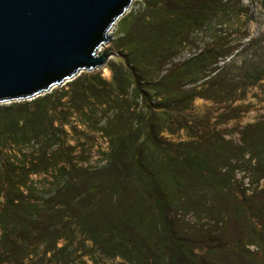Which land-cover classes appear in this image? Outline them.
<instances>
[{"label":"trees","instance_id":"trees-1","mask_svg":"<svg viewBox=\"0 0 264 264\" xmlns=\"http://www.w3.org/2000/svg\"><path fill=\"white\" fill-rule=\"evenodd\" d=\"M258 2L264 15V0ZM241 15L243 21L251 18L240 0H143L130 29L134 48L128 54L120 50V65L108 67L114 84L131 90L123 103L126 112L109 135L104 163L80 170L61 150L58 133L60 149L51 156L54 171L45 188L27 183L25 162L21 167L0 153V264H38L47 253L46 264H77L71 249L85 241L97 254L127 264L225 263L215 262V255L238 264L240 252L251 264H264V201L253 208L250 201L264 192V166L256 161L264 153V116L243 128L240 143L214 138L207 145H171L161 138L195 98L225 102L219 117L228 116L234 100L229 94L264 78L259 47L264 33L238 51L243 62L235 64L238 39L232 42L230 32ZM129 16L118 28L130 24ZM199 32L209 40L179 60ZM58 91L63 90L0 106V147L37 138L60 106ZM45 165L34 170H46ZM239 170L242 177L236 179ZM252 170L254 178L243 181ZM190 213L199 234L218 239L212 246L200 247L203 240L185 233ZM234 222L238 233L227 235ZM61 239L65 243L56 247ZM251 245L255 250H248Z\"/></svg>","mask_w":264,"mask_h":264},{"label":"rangeland","instance_id":"rangeland-1","mask_svg":"<svg viewBox=\"0 0 264 264\" xmlns=\"http://www.w3.org/2000/svg\"><path fill=\"white\" fill-rule=\"evenodd\" d=\"M240 2L247 9V14L251 18L248 21H243V15H241L240 20L232 24L230 32L231 41L233 38L238 39L234 42L232 41L235 45H238L234 53L242 49L250 39L258 38L264 33V15L262 14L258 0H240ZM142 7L143 0L130 2V9L126 10L119 18L120 20L122 17L130 14L127 17L130 20V24L120 25V28H118L120 21H115L111 26L110 33H116V38H111L108 42L102 43L97 48L98 54H101L106 49H110L111 51L122 49L127 50L123 54L130 53V50L134 48V45L129 43L130 29H134V11H138ZM195 37L196 43L184 49L182 55L178 58L179 60L191 56L195 51H200L202 49L201 42L209 40L208 33L200 34L199 32ZM198 37L201 38L200 41ZM259 47L260 53L263 55L264 38ZM120 57H122L120 53L113 54L108 63H104L102 66L91 70H79L78 76L52 87V89L63 90L58 91L54 95L61 99L60 106L55 110V114L46 119L43 127L39 130V136L24 144L15 145L11 141L2 148L0 147V153L14 160L19 166L23 167L22 164L25 162L24 171L27 173L28 170L26 178L28 184L33 183L37 187H51L49 183L52 180L51 174L54 171V168H52L54 159L51 156L54 151L60 149L61 143L58 133L60 135L62 133L63 137L61 150H63L67 158H71L72 164L75 163L77 167L82 165L79 167L80 170H84L83 168L86 166L99 167L104 163V153L109 151V135L114 132L119 114L126 112L123 109L125 106L123 103L127 99L126 95L128 96L131 90V86L119 87L114 84L112 71L108 69V67L116 68L120 65ZM242 59L243 56L238 52V55L235 57V64L239 66L243 62ZM261 59L264 61V57ZM220 86H222L221 80H217L216 87ZM50 90L46 93L50 92ZM215 90H212V92H215ZM230 96L234 98L230 106V114L223 117H219V113L224 110L225 102L215 103L212 99L195 98L190 105V109L182 115L180 121L173 122L168 130L162 132V140L171 145L183 141L185 143L197 142L201 145H207L210 139L214 138L217 142L225 140L240 143L243 128L246 125L260 122L259 120L264 116V78L257 85L250 86L243 91L237 90L235 94H229L228 97ZM34 98L0 102V106L13 102L19 104L23 102L31 103V100ZM28 107L32 108L31 105H28ZM236 113L238 116L235 117ZM260 158V160L256 159L257 165L261 163L264 166L263 152L260 153ZM42 159L45 161L41 162ZM40 163H45L44 167L47 168L41 172H36L34 169ZM252 163H254V160H252ZM241 171L236 172V179L242 177L240 176L242 175ZM253 174V170L251 171V175L249 173L245 174L243 181L249 180L250 177L254 178ZM15 175L18 176V172ZM20 176L24 177V175ZM261 185L259 188H261ZM209 192L210 188L206 190L208 200L210 199ZM249 193L250 191L246 192L248 195ZM260 193L250 199L253 202L251 203V208L254 207V204L258 206L261 201H264V192ZM53 199L56 201V198ZM184 220L188 222L187 232L185 233L189 232L198 242H200L199 240H203L201 242L203 246H200L201 244L198 243L200 247L212 246L214 240H218L213 238L212 234H199L196 231L198 220L191 213ZM227 229V235H236L239 231L238 223H231ZM208 240H211L210 244L207 242ZM64 243L65 241L61 239L57 241L55 246L61 247ZM90 247L91 243L85 241L84 246L75 250L71 249L75 260L81 261L84 264H127L118 257H103L91 250ZM250 249L255 250L253 245L248 247V250ZM238 254V264H251L246 258L240 256V254L242 255L241 252ZM46 255L44 258L38 260V264H46L48 253ZM218 256H214L215 262L224 261V264H227V262L231 264V261L225 256L221 259ZM78 262L77 264H79ZM261 262H264V258Z\"/></svg>","mask_w":264,"mask_h":264},{"label":"water","instance_id":"water-1","mask_svg":"<svg viewBox=\"0 0 264 264\" xmlns=\"http://www.w3.org/2000/svg\"><path fill=\"white\" fill-rule=\"evenodd\" d=\"M136 0H0V102L38 96L127 50L97 48ZM118 51V52H117Z\"/></svg>","mask_w":264,"mask_h":264}]
</instances>
